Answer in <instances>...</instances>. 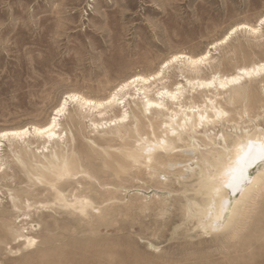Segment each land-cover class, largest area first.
Instances as JSON below:
<instances>
[{
  "label": "rangeland",
  "instance_id": "obj_1",
  "mask_svg": "<svg viewBox=\"0 0 264 264\" xmlns=\"http://www.w3.org/2000/svg\"><path fill=\"white\" fill-rule=\"evenodd\" d=\"M263 16L264 0H0V132L43 126L70 93L103 100L124 81L161 69L151 96L180 82L186 104H202L216 92L191 90L186 79L264 60V23L220 42L233 27L257 26ZM207 50L210 57L198 66L182 57L164 65ZM240 89L235 101L230 93L217 96L231 120L210 126L212 133L264 128V75ZM145 99L141 92L138 102ZM123 105L100 113L69 101L60 121L64 137L48 149L34 135L0 137V264H264V190L234 239L199 232L184 212L200 199L196 177L151 178L144 163L128 161L138 145L127 132L133 116L120 133L92 124L135 108ZM157 118L160 124L165 116ZM57 154L76 167L59 181L62 192L69 199L87 195L96 207L86 216L55 205L56 190L44 174L54 170L51 160L62 161Z\"/></svg>",
  "mask_w": 264,
  "mask_h": 264
},
{
  "label": "bare ground",
  "instance_id": "obj_2",
  "mask_svg": "<svg viewBox=\"0 0 264 264\" xmlns=\"http://www.w3.org/2000/svg\"><path fill=\"white\" fill-rule=\"evenodd\" d=\"M263 23L264 16L260 18L257 26L249 24L235 26L220 42H226L239 28L257 32ZM178 57L184 58L191 66H198L210 57V50L197 57L180 54L166 61L164 65L168 66ZM262 75L264 60L240 66L230 74L217 73L208 78H187L186 82L191 90L216 92L213 97L205 96L202 104L187 105L184 97L187 87L180 82L174 89L163 86L162 89L158 88L155 91L154 96L150 95L154 92L153 83L163 77L161 69L149 76L137 75L124 81L103 100L70 93L43 126L33 125L5 130L0 132V137L23 138L34 135L43 138L42 148L48 149L49 145L58 144L64 137L63 124L60 121L61 117L69 112V101L88 108V112L100 109V113H107L121 104H124L122 107H126L133 103L135 108H132V112L126 108L111 120L92 124L96 129L114 126L115 131L120 133L127 129L133 116L135 124L132 130L128 129L127 132L137 138L138 145L127 152L128 161L144 163L151 178L174 173L178 175L179 181L183 179V183H186L187 179L196 177L197 195L200 199L195 197L192 203L186 205L184 209L186 217L195 222V229L199 232L215 235L228 232L230 238L234 239L240 224L246 220L249 206L264 190V128L246 127L239 132L222 133L218 136L212 133L210 126L231 120L228 110L218 101V95L230 93L231 101L240 99L243 96L240 88L244 82L247 79L260 78ZM137 82H141L142 86L139 87ZM132 86H135L134 92H131ZM141 92L145 94L146 99L140 103L138 99ZM248 110L246 104L244 112ZM157 116H165V119L159 124ZM143 117H149L148 124L144 122ZM70 119L76 122L74 117L70 116ZM57 156L62 161L51 160L50 163L56 166L50 175L44 174L47 182L56 190L55 205L79 211L84 216L88 215L89 211L96 207L87 195L76 193L69 199L62 192L59 181L63 177L75 175L76 167L72 165L70 157L58 154ZM254 167L257 168V173L252 175ZM18 237H24L28 245H34L36 242V238L25 234Z\"/></svg>",
  "mask_w": 264,
  "mask_h": 264
}]
</instances>
